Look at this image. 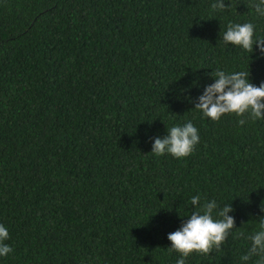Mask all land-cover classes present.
<instances>
[{"label":"trees","instance_id":"obj_1","mask_svg":"<svg viewBox=\"0 0 264 264\" xmlns=\"http://www.w3.org/2000/svg\"><path fill=\"white\" fill-rule=\"evenodd\" d=\"M215 2L0 0V224L13 249L0 264H177L167 237L194 196L231 204L235 229L185 264H242L264 218V119L216 122L194 101L217 69L264 83L258 46L222 40L229 23L264 37V17L251 0ZM189 121L191 155L151 154Z\"/></svg>","mask_w":264,"mask_h":264},{"label":"clouds","instance_id":"obj_2","mask_svg":"<svg viewBox=\"0 0 264 264\" xmlns=\"http://www.w3.org/2000/svg\"><path fill=\"white\" fill-rule=\"evenodd\" d=\"M211 7L213 11H223L229 6H226L225 0H216ZM249 7L264 17V0H251ZM254 35L255 26L250 22L229 23L227 30L222 33V40L225 45L231 44L250 53L258 46L261 56H264V37L254 39ZM211 75L214 83L206 86L198 101H194L195 110L216 122L224 115L234 114L241 118L238 120L241 126L247 119H264V83L255 86L245 71L226 73L217 69ZM167 132L165 137L153 139L151 154L157 157L170 154L182 159L191 155L200 142L198 129L190 121L183 126L167 128ZM190 203L194 206L191 215L178 230L169 233L167 237L171 242L169 252L181 256L177 264H185V260L194 253L209 255L213 250L219 251L235 229V219L229 215L234 211L231 204L219 208L217 201L212 199L201 205L200 196L192 197ZM261 211L264 208L261 207ZM8 239L7 228L0 224V257H7L13 251L5 243ZM248 239L251 244L247 253L240 257L242 264L253 257H258L255 264H264V218L259 220V229Z\"/></svg>","mask_w":264,"mask_h":264}]
</instances>
